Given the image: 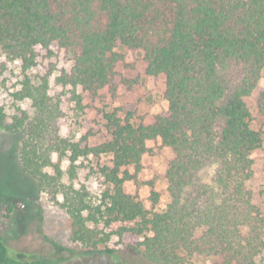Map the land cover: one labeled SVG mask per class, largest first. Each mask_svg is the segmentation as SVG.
<instances>
[{
  "label": "trees",
  "instance_id": "16d2710c",
  "mask_svg": "<svg viewBox=\"0 0 264 264\" xmlns=\"http://www.w3.org/2000/svg\"><path fill=\"white\" fill-rule=\"evenodd\" d=\"M54 42L72 50L57 84L92 97L113 92L128 83L116 70L123 57L114 48L123 45L142 50L147 74L164 77L168 102L147 124L107 114L109 138L90 146L60 133L62 98L49 92L48 76L22 81L17 95L31 113L7 121L0 108V129L21 134V170L68 214L82 253H112L106 244L117 237L151 264H191L196 254L215 264H264V203L254 202L249 184L262 138L246 103L264 69V0H0V51L8 59L30 69L36 48ZM258 108L264 116V91ZM155 139L172 151L159 210L124 188L134 177L129 167L138 171ZM89 155H110V163L81 181L75 162ZM149 200L157 204L158 192ZM51 243L53 254L41 255L0 237V264L63 262L66 247Z\"/></svg>",
  "mask_w": 264,
  "mask_h": 264
},
{
  "label": "rangeland",
  "instance_id": "374dc122",
  "mask_svg": "<svg viewBox=\"0 0 264 264\" xmlns=\"http://www.w3.org/2000/svg\"><path fill=\"white\" fill-rule=\"evenodd\" d=\"M114 50L122 55L116 70L128 83L119 85L113 92L108 88L92 97L81 88L57 84L55 78L61 71H69L72 50L64 49L57 43L48 48L37 47L36 65L24 70L19 60H10L0 51V108L5 119L10 121L20 110L31 113L28 99L20 100L17 92L27 77L37 84L39 78L48 76L49 92L59 93L64 117L59 121L60 133L69 135L81 146L96 145L109 138L106 129L107 114L120 118L131 116L135 125L147 124L157 114H164L168 102L164 97V77L146 73L143 52L123 45ZM72 91L78 95L73 97ZM264 91V69L252 94L246 98L251 112V127L261 134L262 143L252 154V177L249 182L256 204L264 203V116L259 112L258 97ZM20 133H9L0 129V237L13 249L36 252L41 255L53 254L52 241L65 246V260L59 264H151L141 254L129 249L117 237L106 244L112 253H82V247L71 241V226L68 214L40 191L35 179L25 174L18 162L17 148ZM149 152L140 160L138 171L129 167L134 177L124 184L125 191L141 199L147 209H162L167 200L165 172L172 151L163 146L159 139L147 142ZM110 155L98 158L80 156L75 162L81 164L79 180L94 179L98 166L110 163ZM56 160V156H53ZM67 162L63 163L65 167ZM95 186V181H91ZM159 194V201L153 205L149 200L150 191ZM10 202L8 211L5 203ZM216 259L196 254L191 264H215Z\"/></svg>",
  "mask_w": 264,
  "mask_h": 264
}]
</instances>
